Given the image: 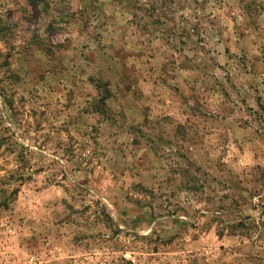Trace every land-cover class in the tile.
I'll return each mask as SVG.
<instances>
[{"label":"rangeland","instance_id":"374dc122","mask_svg":"<svg viewBox=\"0 0 264 264\" xmlns=\"http://www.w3.org/2000/svg\"><path fill=\"white\" fill-rule=\"evenodd\" d=\"M0 264H264V0H0Z\"/></svg>","mask_w":264,"mask_h":264}]
</instances>
